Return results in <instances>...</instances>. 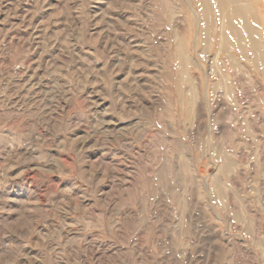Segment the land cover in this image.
<instances>
[{"label":"rangeland","instance_id":"374dc122","mask_svg":"<svg viewBox=\"0 0 264 264\" xmlns=\"http://www.w3.org/2000/svg\"><path fill=\"white\" fill-rule=\"evenodd\" d=\"M0 264H264V0H0Z\"/></svg>","mask_w":264,"mask_h":264},{"label":"bare ground","instance_id":"6f19581e","mask_svg":"<svg viewBox=\"0 0 264 264\" xmlns=\"http://www.w3.org/2000/svg\"><path fill=\"white\" fill-rule=\"evenodd\" d=\"M229 1H232V0H216V2H217V6H218V8L220 9V10H225L226 9V6H227V3L229 2ZM235 4V3H234ZM242 11H243V9L241 8V7H239V6H237V7H235L234 9H233V14L235 15V16H241V14H242ZM210 13H211V9L209 8V6L207 5V3L205 4V16H209L210 15ZM228 24V23H227ZM228 26H230L229 24H228ZM252 32V31H251ZM250 34V33H249ZM236 36H237V38H238V35L237 34H235ZM254 44V43H253ZM243 49V48H242ZM257 56V55H256ZM33 75V74H32ZM28 85V84H27Z\"/></svg>","mask_w":264,"mask_h":264}]
</instances>
